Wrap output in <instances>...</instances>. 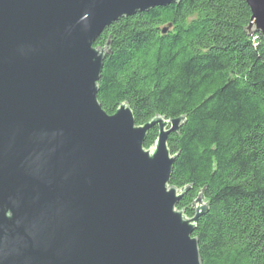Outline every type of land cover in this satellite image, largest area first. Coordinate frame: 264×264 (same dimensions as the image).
<instances>
[{
    "label": "water",
    "instance_id": "water-1",
    "mask_svg": "<svg viewBox=\"0 0 264 264\" xmlns=\"http://www.w3.org/2000/svg\"><path fill=\"white\" fill-rule=\"evenodd\" d=\"M180 1L0 0V264H201L207 206L185 218L168 186L182 119L136 126L97 100L103 30ZM245 1L264 39V0Z\"/></svg>",
    "mask_w": 264,
    "mask_h": 264
},
{
    "label": "trees",
    "instance_id": "trees-1",
    "mask_svg": "<svg viewBox=\"0 0 264 264\" xmlns=\"http://www.w3.org/2000/svg\"><path fill=\"white\" fill-rule=\"evenodd\" d=\"M250 24L245 0H181L119 19L93 45L111 52L97 82L105 113L182 119L166 141L168 186L185 218L198 196L207 206L192 234L201 264H264V39Z\"/></svg>",
    "mask_w": 264,
    "mask_h": 264
},
{
    "label": "bare ground",
    "instance_id": "bare-ground-1",
    "mask_svg": "<svg viewBox=\"0 0 264 264\" xmlns=\"http://www.w3.org/2000/svg\"><path fill=\"white\" fill-rule=\"evenodd\" d=\"M179 3V2H178ZM141 13V12H140ZM136 14H138V13H136ZM108 27V26H107ZM252 31H254V30H252ZM255 32H257L256 30H255ZM260 34V33H259ZM261 35V34H260ZM94 48V47H93ZM98 49H100V48H98Z\"/></svg>",
    "mask_w": 264,
    "mask_h": 264
},
{
    "label": "rangeland",
    "instance_id": "rangeland-1",
    "mask_svg": "<svg viewBox=\"0 0 264 264\" xmlns=\"http://www.w3.org/2000/svg\"><path fill=\"white\" fill-rule=\"evenodd\" d=\"M149 151H152V149H148Z\"/></svg>",
    "mask_w": 264,
    "mask_h": 264
}]
</instances>
